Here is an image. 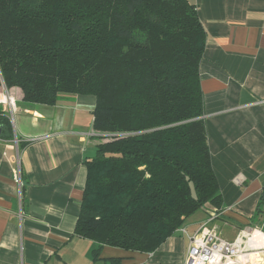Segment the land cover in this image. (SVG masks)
<instances>
[{"label": "trees", "instance_id": "obj_1", "mask_svg": "<svg viewBox=\"0 0 264 264\" xmlns=\"http://www.w3.org/2000/svg\"><path fill=\"white\" fill-rule=\"evenodd\" d=\"M206 41L187 0H0V89L42 105L92 95L93 129L119 134L85 161L75 233L98 243L94 260L104 246L152 252L205 205L222 210L203 118ZM1 125L12 128L2 109ZM263 212L264 190L249 224Z\"/></svg>", "mask_w": 264, "mask_h": 264}, {"label": "crops", "instance_id": "obj_2", "mask_svg": "<svg viewBox=\"0 0 264 264\" xmlns=\"http://www.w3.org/2000/svg\"><path fill=\"white\" fill-rule=\"evenodd\" d=\"M187 1L207 32L203 118L222 210L205 205L152 252L104 246L94 260L98 243L75 229L85 161L103 141L89 135L95 97L63 94L42 105L24 101L19 87H2L0 100L15 103L0 101L12 127L0 126V264H184L188 234L207 221L228 240L254 226L264 190V0Z\"/></svg>", "mask_w": 264, "mask_h": 264}, {"label": "built area", "instance_id": "obj_3", "mask_svg": "<svg viewBox=\"0 0 264 264\" xmlns=\"http://www.w3.org/2000/svg\"><path fill=\"white\" fill-rule=\"evenodd\" d=\"M1 102L14 105L15 100L8 95ZM89 135L99 136L107 141L119 134L102 133L93 129ZM252 227L240 230L233 240H228L222 236L217 226L210 225V221H207L197 231L188 234L189 246L184 264H264V247L251 237L254 231L260 229ZM262 228L260 231L264 234ZM182 231L186 232V229L182 228Z\"/></svg>", "mask_w": 264, "mask_h": 264}, {"label": "bare ground", "instance_id": "obj_4", "mask_svg": "<svg viewBox=\"0 0 264 264\" xmlns=\"http://www.w3.org/2000/svg\"><path fill=\"white\" fill-rule=\"evenodd\" d=\"M251 237L264 247V234L260 230L254 231Z\"/></svg>", "mask_w": 264, "mask_h": 264}, {"label": "rangeland", "instance_id": "obj_5", "mask_svg": "<svg viewBox=\"0 0 264 264\" xmlns=\"http://www.w3.org/2000/svg\"><path fill=\"white\" fill-rule=\"evenodd\" d=\"M1 99H3V100H6L5 99V97H2ZM15 100V99H14ZM1 101V100H0ZM263 224H264V212H263V215H262V217L259 219V221L256 223V224H253L254 226L252 227V228H259L260 230H261V228H262V231L264 232V226H263ZM249 227V226H248ZM247 228V227H246ZM239 232V231H238ZM238 234V233H237ZM237 236V235H236Z\"/></svg>", "mask_w": 264, "mask_h": 264}, {"label": "water", "instance_id": "obj_6", "mask_svg": "<svg viewBox=\"0 0 264 264\" xmlns=\"http://www.w3.org/2000/svg\"><path fill=\"white\" fill-rule=\"evenodd\" d=\"M3 87H6L5 84H3Z\"/></svg>", "mask_w": 264, "mask_h": 264}]
</instances>
